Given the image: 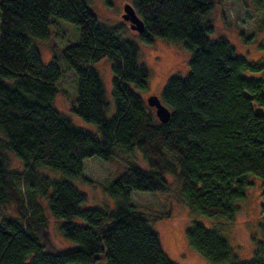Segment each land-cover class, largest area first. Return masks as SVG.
Returning <instances> with one entry per match:
<instances>
[{
    "label": "trees",
    "instance_id": "obj_1",
    "mask_svg": "<svg viewBox=\"0 0 264 264\" xmlns=\"http://www.w3.org/2000/svg\"><path fill=\"white\" fill-rule=\"evenodd\" d=\"M132 4L146 42L162 37L190 51L187 75L170 76L159 96L171 111L166 123L137 93L150 77L138 47L104 25L87 0L0 1V264H96L101 254L105 264H176L149 218L131 203L133 190L164 191L163 175L173 172L191 209L230 219L245 196L247 175L264 180V60L249 61L227 38H210L214 0ZM55 18L79 29V41L65 46L62 57L78 78L72 110L97 132L53 105L63 69L56 58L44 64L31 37L47 38ZM104 57L114 73L110 118L93 67ZM116 149H138L151 169L130 164L108 186L118 199L113 210L82 207L86 196L69 178L82 174L86 159L110 160ZM9 152L22 169L10 167ZM37 168L62 177L51 180ZM20 179L33 186L32 195L36 188L43 192L52 214L63 219V235L77 246L59 249L52 243L45 213L28 201ZM10 207L13 213H5ZM260 229L250 259H240L218 230L201 223L193 222L186 236L211 263L264 264V223Z\"/></svg>",
    "mask_w": 264,
    "mask_h": 264
},
{
    "label": "rangeland",
    "instance_id": "obj_2",
    "mask_svg": "<svg viewBox=\"0 0 264 264\" xmlns=\"http://www.w3.org/2000/svg\"><path fill=\"white\" fill-rule=\"evenodd\" d=\"M132 1L113 0L111 4H108L105 0H87L90 8L104 25L114 29L121 39L130 40L138 47L139 61L149 69L150 77L147 88L137 90V93L147 103L149 95L160 96L170 76L184 77L187 75L190 51L185 49L181 43L171 42L162 37H154L152 42H146L141 33L132 30L121 16L124 4L132 3ZM210 18L214 26V31L210 34L211 39L225 37L233 44L237 53L245 56L249 61L264 60V0H214ZM79 37V29L75 24L55 18L54 23L50 25L49 36L47 38L33 36L31 43L40 51L44 64L56 58L63 69L61 78L56 83L58 91L53 99L54 107L69 116L76 125L97 132L96 125L84 121L72 110L77 94L78 78L63 59L62 49L68 44L77 43ZM93 67L99 72L103 82L108 101L106 115L110 118L115 113L114 73L111 60L104 57L93 63ZM149 107L155 114V109ZM8 156L11 168L22 169L18 158L13 153L9 152ZM130 164L147 170L151 169L138 149L130 152L116 149L110 160H104L98 156L86 159L82 174L69 178L73 185L86 196L82 207H104L113 210L118 199L111 196L107 188L127 170ZM37 170L51 180L62 177L61 173L48 168H37ZM163 177L167 183L164 191L133 190L130 199L136 210L149 218V224L157 232L163 251L173 262L176 264H218L211 263L189 245L186 231L193 222L218 230L240 259L252 257L256 246L254 237L261 238L260 225L264 223L263 179L253 174L247 175L249 183L244 189L245 196L236 202L238 208L234 216L228 219L210 218L191 209L185 200L178 176L173 172H168ZM18 182L28 201L34 205L37 202L41 205L52 243L59 249L77 246L76 241L63 235L61 230L63 219H58L52 214L48 207L47 197L45 200L43 192L36 188V193L32 195L30 190L34 188L29 185L28 180L20 179ZM37 208H39L38 205ZM7 212L13 213L12 207L6 209L5 213ZM3 215L6 214L3 213ZM105 263L106 259L101 254L96 264Z\"/></svg>",
    "mask_w": 264,
    "mask_h": 264
},
{
    "label": "water",
    "instance_id": "obj_3",
    "mask_svg": "<svg viewBox=\"0 0 264 264\" xmlns=\"http://www.w3.org/2000/svg\"><path fill=\"white\" fill-rule=\"evenodd\" d=\"M123 11L124 12L122 13V18L129 24L130 28L132 30L137 31L138 33H143L145 29L144 22L136 12L133 4L129 2L125 3L123 7ZM147 103L149 106L155 109V114L160 122L162 123L168 122L171 115V111L168 108V106H166L162 102L159 95L156 94L149 95L147 97ZM255 111L257 114L263 113V110L261 108H256Z\"/></svg>",
    "mask_w": 264,
    "mask_h": 264
}]
</instances>
